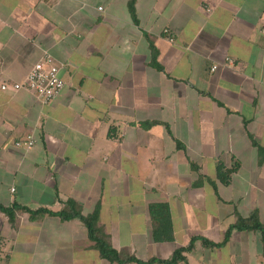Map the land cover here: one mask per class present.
<instances>
[{
  "label": "crops",
  "instance_id": "1",
  "mask_svg": "<svg viewBox=\"0 0 264 264\" xmlns=\"http://www.w3.org/2000/svg\"><path fill=\"white\" fill-rule=\"evenodd\" d=\"M131 1L0 0V83L47 52L65 84L49 104L0 90V206L99 209L144 263L196 239L187 264H264L256 232L201 242L255 211L264 226V0ZM155 204L173 242L152 239ZM16 219L0 213V264H109L79 220Z\"/></svg>",
  "mask_w": 264,
  "mask_h": 264
},
{
  "label": "trees",
  "instance_id": "2",
  "mask_svg": "<svg viewBox=\"0 0 264 264\" xmlns=\"http://www.w3.org/2000/svg\"><path fill=\"white\" fill-rule=\"evenodd\" d=\"M135 0L129 4V9L133 13ZM152 65L155 69L161 70L160 65L157 63V53H154ZM152 124H149L151 126ZM230 174L233 172L230 171ZM218 176L220 179H226L227 174L224 173L223 167L219 166ZM0 213L4 214L9 223L15 226L17 215H27L31 222H36L44 216L58 217L61 222H69L72 220H79L87 231L89 241L94 245V249L98 252L101 259L107 261L109 264H178L185 263L187 260L184 254L190 252L196 239L191 240L189 247L176 249L172 258L168 262L150 260L147 263L141 262L134 257L119 253L111 245L110 237L99 225V209H96L91 215L83 216L81 208L72 201L64 203V209L58 213L53 214L46 210L31 211L28 208L13 205L12 207L5 208L0 206ZM151 224H152V239L154 242H173V232L171 225L170 212L167 205L155 204L149 209ZM256 232L261 236L264 244V226L259 222L258 213L253 212L247 219H237L235 223L226 231L224 240L220 244H213L207 240L201 239L202 244L209 248H220L230 238L232 232Z\"/></svg>",
  "mask_w": 264,
  "mask_h": 264
},
{
  "label": "built area",
  "instance_id": "3",
  "mask_svg": "<svg viewBox=\"0 0 264 264\" xmlns=\"http://www.w3.org/2000/svg\"><path fill=\"white\" fill-rule=\"evenodd\" d=\"M215 69L216 67H212L211 71L213 72ZM64 86L65 84L59 75V69L54 64L52 57L45 52L41 60L26 75L23 82H1L0 90L11 93L25 90L31 93L41 103L49 104L61 94ZM33 146L34 141L31 137L17 144V147H23L25 150H30Z\"/></svg>",
  "mask_w": 264,
  "mask_h": 264
}]
</instances>
